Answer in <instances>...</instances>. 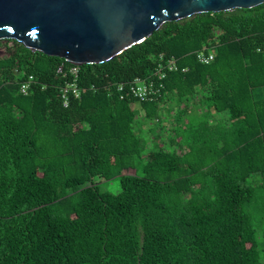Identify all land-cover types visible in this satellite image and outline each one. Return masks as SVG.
<instances>
[{"label":"trees","instance_id":"obj_1","mask_svg":"<svg viewBox=\"0 0 264 264\" xmlns=\"http://www.w3.org/2000/svg\"><path fill=\"white\" fill-rule=\"evenodd\" d=\"M1 46L0 264H264V3L167 22L81 65L87 90L68 106L70 62ZM161 54L178 66L163 97L111 93ZM114 179L120 192L101 189Z\"/></svg>","mask_w":264,"mask_h":264},{"label":"water","instance_id":"obj_2","mask_svg":"<svg viewBox=\"0 0 264 264\" xmlns=\"http://www.w3.org/2000/svg\"><path fill=\"white\" fill-rule=\"evenodd\" d=\"M264 0H0V41L77 64H101L162 25L201 13L254 8Z\"/></svg>","mask_w":264,"mask_h":264},{"label":"built area","instance_id":"obj_3","mask_svg":"<svg viewBox=\"0 0 264 264\" xmlns=\"http://www.w3.org/2000/svg\"><path fill=\"white\" fill-rule=\"evenodd\" d=\"M197 57L202 63H209L214 59L211 48L206 46L197 52ZM80 66L77 64L67 65L62 62L58 66V73L65 75L67 80L60 87L61 97L65 106L70 103V98H80L87 88L83 87L80 80ZM177 60L174 57L160 55V59L152 70L144 75L136 76L128 81L113 82L110 85L111 93L120 96L121 99H136L139 102L155 101L163 97L165 79L170 71L177 70ZM187 68L184 69L186 71ZM17 73L20 71L17 69ZM24 78L19 81V91L23 95H29L34 89L36 78L32 74L23 73Z\"/></svg>","mask_w":264,"mask_h":264},{"label":"rangeland","instance_id":"obj_4","mask_svg":"<svg viewBox=\"0 0 264 264\" xmlns=\"http://www.w3.org/2000/svg\"><path fill=\"white\" fill-rule=\"evenodd\" d=\"M7 54V50H6V47L5 46H1L0 47V57H3V56H5ZM135 105H137V104H135ZM138 106V105H137ZM177 109V107H175V110ZM166 119H169V121L171 122L172 120L170 119V117H169V115H164V120L166 121ZM161 123V122H160ZM155 123H154V120H151V121H149L148 123H146L144 126H145V128H147V131H149V142H151L152 143V140H151V138L154 136L153 134H154V131H156L158 128H159V126H158V124L159 123H157L156 125H154ZM171 124V123H170ZM151 129H153L152 131H151ZM148 142V143H149ZM101 189L102 190H104V191H111V192H114V193H118V192H120V190H121V186H120V183H119V181L117 180V179H114V180H112V181H107V182H103L102 184H101Z\"/></svg>","mask_w":264,"mask_h":264},{"label":"crops","instance_id":"obj_5","mask_svg":"<svg viewBox=\"0 0 264 264\" xmlns=\"http://www.w3.org/2000/svg\"><path fill=\"white\" fill-rule=\"evenodd\" d=\"M169 106V103L168 104H166V108Z\"/></svg>","mask_w":264,"mask_h":264}]
</instances>
